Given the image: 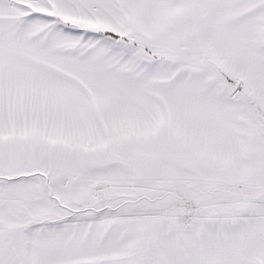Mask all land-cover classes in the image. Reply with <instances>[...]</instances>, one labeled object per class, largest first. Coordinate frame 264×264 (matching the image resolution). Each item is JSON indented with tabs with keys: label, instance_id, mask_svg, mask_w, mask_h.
I'll use <instances>...</instances> for the list:
<instances>
[{
	"label": "snow or ice",
	"instance_id": "obj_1",
	"mask_svg": "<svg viewBox=\"0 0 264 264\" xmlns=\"http://www.w3.org/2000/svg\"><path fill=\"white\" fill-rule=\"evenodd\" d=\"M0 264H264V0H0Z\"/></svg>",
	"mask_w": 264,
	"mask_h": 264
}]
</instances>
